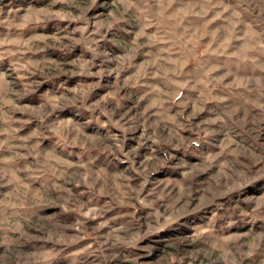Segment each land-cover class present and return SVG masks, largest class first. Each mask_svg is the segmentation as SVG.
<instances>
[{"label":"rangeland","instance_id":"rangeland-1","mask_svg":"<svg viewBox=\"0 0 264 264\" xmlns=\"http://www.w3.org/2000/svg\"><path fill=\"white\" fill-rule=\"evenodd\" d=\"M0 264H264V0H0Z\"/></svg>","mask_w":264,"mask_h":264}]
</instances>
